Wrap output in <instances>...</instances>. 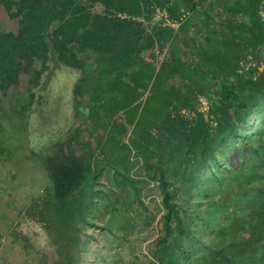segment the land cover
<instances>
[{
    "label": "trees",
    "instance_id": "1",
    "mask_svg": "<svg viewBox=\"0 0 264 264\" xmlns=\"http://www.w3.org/2000/svg\"><path fill=\"white\" fill-rule=\"evenodd\" d=\"M262 10L264 0H0V163L36 161L48 181L47 213L39 212L49 215L55 256L41 253L36 264H81L79 222H89L93 186L105 167L116 181L134 184L122 168L135 156L156 179L164 206L153 264H192L183 240L193 234L186 204L200 216L210 191L199 184L215 179L220 190L230 152L246 177L264 173V147L250 142L251 129L242 133L264 121ZM53 63L81 72L77 121L63 141L35 151L24 135ZM6 120L24 132L19 140ZM200 194L204 200H191ZM233 237H254L255 253L242 247L254 263L264 252V221L247 220ZM205 248L203 264L236 262Z\"/></svg>",
    "mask_w": 264,
    "mask_h": 264
},
{
    "label": "rangeland",
    "instance_id": "2",
    "mask_svg": "<svg viewBox=\"0 0 264 264\" xmlns=\"http://www.w3.org/2000/svg\"><path fill=\"white\" fill-rule=\"evenodd\" d=\"M161 57L162 54H159L158 59ZM80 77V71L53 63L44 74V84L38 90L42 97L34 104L26 135L21 129L13 131L6 120L8 135L16 141L24 135L35 151L42 150L53 141H63L77 121L73 101L75 83ZM197 105L199 109L206 110V98L200 97ZM262 122L253 123L254 127L247 126L242 133L249 134L248 130L251 129L250 142L264 147V134L261 135L260 130ZM228 160L233 164L224 170L226 180L221 182L220 190L215 179L203 180L209 176L208 172L202 178L204 182H199V185L210 186V191L205 195L207 202L200 204V216L195 218L193 206L186 204L192 214L189 224H192L193 234L183 240L189 255L186 261L192 264H203L205 247L217 249L220 252L218 259H228L230 255L236 261L234 264L250 262L243 254V246L247 251L254 250L251 253L257 251L254 237H245V241L239 243L233 233L247 220L264 221V173H253L250 179L240 171L242 167L238 165L233 152L223 162ZM132 161L120 167L124 166L122 169L134 180V184L122 178L116 181L112 177V170L105 167L104 174L93 186L94 202L88 206L85 216L89 222H79L81 264L155 263L152 252L155 239L162 230L164 206L156 179L138 156ZM236 179H241V184H237ZM46 183L44 171L36 161L28 162L25 166L0 163V264H36L41 253L49 261L55 256L48 231L49 215L39 212L47 213L41 200ZM250 186L259 190L254 192ZM137 191L140 201L135 196ZM203 196H192L191 200L201 201L204 200ZM175 197L180 201L184 195L178 192ZM201 209H204L203 214L212 224L206 223ZM241 235L248 236L247 233ZM212 243L218 244L213 246ZM227 263L232 264L230 260ZM249 264H264V252Z\"/></svg>",
    "mask_w": 264,
    "mask_h": 264
}]
</instances>
